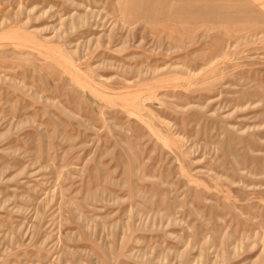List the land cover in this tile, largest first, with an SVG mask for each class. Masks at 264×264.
I'll use <instances>...</instances> for the list:
<instances>
[{"label":"rangeland","instance_id":"1","mask_svg":"<svg viewBox=\"0 0 264 264\" xmlns=\"http://www.w3.org/2000/svg\"><path fill=\"white\" fill-rule=\"evenodd\" d=\"M0 264H264V0H0Z\"/></svg>","mask_w":264,"mask_h":264}]
</instances>
